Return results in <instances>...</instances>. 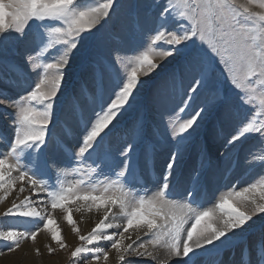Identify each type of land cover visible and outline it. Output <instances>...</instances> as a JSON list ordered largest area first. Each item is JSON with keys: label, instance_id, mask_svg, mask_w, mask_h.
<instances>
[{"label": "snow or ice", "instance_id": "obj_1", "mask_svg": "<svg viewBox=\"0 0 264 264\" xmlns=\"http://www.w3.org/2000/svg\"><path fill=\"white\" fill-rule=\"evenodd\" d=\"M0 192V257L264 264V0H0Z\"/></svg>", "mask_w": 264, "mask_h": 264}, {"label": "rangeland", "instance_id": "obj_2", "mask_svg": "<svg viewBox=\"0 0 264 264\" xmlns=\"http://www.w3.org/2000/svg\"><path fill=\"white\" fill-rule=\"evenodd\" d=\"M176 119L178 120L180 119L179 114H177ZM254 175H255V170H249L241 175V179L242 181H248L251 180ZM226 191L227 189H221V191L216 194V199H219V197L223 195ZM0 195H3V193L0 192ZM11 199L12 197H9L6 201H0V213H3L6 207L10 206ZM205 207H214V201L206 204ZM83 211L77 213L78 217L75 212L72 213L73 219L78 223V226L82 234L90 231L91 228L94 226L95 222L98 221L97 213L88 212L87 210H83ZM86 211L88 213H86ZM85 215L88 216L90 215L89 221L85 219L83 220V217ZM53 217L54 220L56 221L55 226H58L62 230V235L66 239L67 243L73 246L76 245L78 243V240L72 233L70 225L63 219V213L59 209L54 210ZM10 228H14L17 230H34L33 226L30 225L25 220L0 216V230H8ZM50 242H51L50 234L47 233L46 231H42L41 233L38 234L35 242L31 240H24L22 241L21 249L18 252H15L7 257H0V264H68L67 252L57 251V253L54 255H49L47 253L46 246ZM52 246L56 247L54 243H52ZM36 248L40 249V251L43 253L42 256H37L35 254ZM115 260L116 259L113 254L111 264H116Z\"/></svg>", "mask_w": 264, "mask_h": 264}, {"label": "bare ground", "instance_id": "obj_3", "mask_svg": "<svg viewBox=\"0 0 264 264\" xmlns=\"http://www.w3.org/2000/svg\"><path fill=\"white\" fill-rule=\"evenodd\" d=\"M84 212V211H83ZM76 213V212H75ZM86 213H88L87 211H86ZM85 213V214H86ZM76 215H77V213H76ZM90 216V215H89ZM89 216L88 215H85L84 217H83V220L85 219V220H87V221H89ZM77 217H78V215H77ZM97 219V218H96ZM96 219H95V221H96ZM94 221V222H95ZM91 223V222H90ZM163 258V257H162ZM116 261V260H115Z\"/></svg>", "mask_w": 264, "mask_h": 264}]
</instances>
